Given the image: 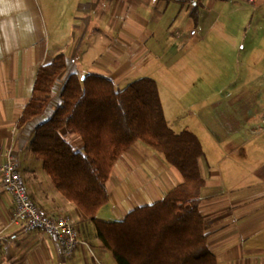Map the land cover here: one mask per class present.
<instances>
[{"label":"crops","instance_id":"obj_1","mask_svg":"<svg viewBox=\"0 0 264 264\" xmlns=\"http://www.w3.org/2000/svg\"><path fill=\"white\" fill-rule=\"evenodd\" d=\"M196 1L199 23L206 27L222 19L228 33L218 37L227 41L225 45L235 41L223 55L233 57L237 70L258 73L255 84L261 79L264 85V0ZM170 5L174 4L157 0H0V165L10 153L29 199L52 220H71L84 244L65 257L54 237L29 231L23 223L13 224L14 203L0 180V264H114L93 226L61 198L28 147L36 127L61 105L59 93L70 75L56 89L63 73L55 80L49 104L53 108L48 106L41 117L22 128L17 127V120L32 98L39 67L59 54L65 58L66 72L68 67L71 72L79 69L85 75L104 76L115 87L123 85L133 70L131 62L143 54L130 44L143 43L149 29L152 37L155 30L162 33L170 21L171 31L192 24L190 6ZM232 21L238 27L231 26ZM83 40L109 42L87 60L84 51H79ZM263 118L264 114L257 128L245 122L252 134L249 139L240 144L235 138L218 140L211 147L213 160L204 148L198 160L204 182L199 212L205 221L207 248L217 264H264V137L241 153L246 143L264 134ZM251 119L252 114H247L245 120ZM238 134L234 129L232 135ZM77 145L73 150L81 152ZM111 170L106 182L109 201L96 216L103 222L121 221L137 207L163 200L182 183L162 155L141 143L121 155Z\"/></svg>","mask_w":264,"mask_h":264},{"label":"trees","instance_id":"obj_2","mask_svg":"<svg viewBox=\"0 0 264 264\" xmlns=\"http://www.w3.org/2000/svg\"><path fill=\"white\" fill-rule=\"evenodd\" d=\"M191 6L190 18L198 24L196 0H157ZM62 54L39 67L33 94L19 120L22 128L41 117L51 101L58 76L65 71ZM157 84L138 79L122 90L100 75L82 79L70 75L61 89L62 103L49 120L38 125L29 144L30 154L57 193L93 226L101 248L116 264H217L207 248L205 221L199 212L204 186L198 160L203 151L189 131L168 128ZM80 140L76 152L59 132ZM136 143L162 155L182 177L166 197L137 207L118 222L96 218L109 201L106 182L113 167Z\"/></svg>","mask_w":264,"mask_h":264},{"label":"rangeland","instance_id":"obj_3","mask_svg":"<svg viewBox=\"0 0 264 264\" xmlns=\"http://www.w3.org/2000/svg\"><path fill=\"white\" fill-rule=\"evenodd\" d=\"M170 4H174L171 7H178L177 3ZM199 22L200 17L198 24L180 26L174 31L169 30L168 23L162 32L166 40L161 39L162 33L156 30L152 37V29H149L143 43L141 40L130 41L133 42L130 47L135 45L143 54L137 61L131 62L134 66L127 81L116 89L122 90L141 78L153 79L157 84L168 128L176 133L186 130L194 134L202 150L206 149L209 159L213 160L215 152L211 147L217 145L218 140L232 141L235 138L236 143L240 144L252 137L245 122L255 128L261 126L259 118L264 114V85H261V79L255 84L258 73L237 70L233 57L223 55L224 50L232 49L235 41L225 45L227 41L218 37L220 33H228L224 30L226 25L222 19L211 21L206 27ZM230 25L238 27L234 21ZM191 30L196 35L190 36ZM108 42L83 40L79 51H84L89 60ZM69 69L57 80L55 89L62 85V79L67 76L75 73L82 79L87 73L79 69L71 72ZM51 108L52 105L49 106ZM247 114H252L250 121L245 120ZM234 129L239 133L235 137L232 135ZM66 135L63 137L73 148H77L80 140L69 133ZM263 137L264 134L251 139L242 147L241 153L258 145ZM74 139L78 142L75 143ZM112 261L116 264L114 259Z\"/></svg>","mask_w":264,"mask_h":264},{"label":"built area","instance_id":"obj_4","mask_svg":"<svg viewBox=\"0 0 264 264\" xmlns=\"http://www.w3.org/2000/svg\"><path fill=\"white\" fill-rule=\"evenodd\" d=\"M196 35L192 30L190 36ZM264 124V118H263ZM14 157L8 153L0 165V180L3 189L11 196L14 203L11 220L23 223L29 231H41L47 237H54L65 257H70L79 245H84L71 220L67 218L53 219L42 214L29 199Z\"/></svg>","mask_w":264,"mask_h":264}]
</instances>
